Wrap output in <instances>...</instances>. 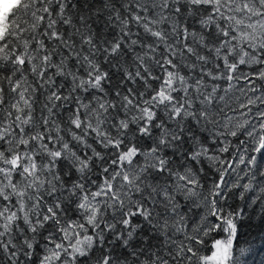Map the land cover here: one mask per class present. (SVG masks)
Returning <instances> with one entry per match:
<instances>
[{
    "label": "snow or ice",
    "instance_id": "obj_1",
    "mask_svg": "<svg viewBox=\"0 0 264 264\" xmlns=\"http://www.w3.org/2000/svg\"><path fill=\"white\" fill-rule=\"evenodd\" d=\"M257 210L264 0H6L3 264H240Z\"/></svg>",
    "mask_w": 264,
    "mask_h": 264
},
{
    "label": "trees",
    "instance_id": "obj_2",
    "mask_svg": "<svg viewBox=\"0 0 264 264\" xmlns=\"http://www.w3.org/2000/svg\"><path fill=\"white\" fill-rule=\"evenodd\" d=\"M79 2L84 4L85 0H79ZM88 2L91 3L92 0H88ZM116 2L119 3V0H116ZM100 6L101 3L96 4V7ZM4 87L7 88V85L5 84ZM236 95H239V93H236ZM233 106H236V101H233ZM244 182L246 181H242V183ZM236 203L240 202L237 200ZM194 211L188 212L190 221L198 220V217L193 215ZM260 216L261 214L257 210V214L253 215L250 224L246 219L239 227L238 236L234 242V251L240 258V264H264V222L261 221ZM241 250L244 252L242 256L240 255ZM0 264H3V260H0Z\"/></svg>",
    "mask_w": 264,
    "mask_h": 264
},
{
    "label": "rangeland",
    "instance_id": "obj_3",
    "mask_svg": "<svg viewBox=\"0 0 264 264\" xmlns=\"http://www.w3.org/2000/svg\"><path fill=\"white\" fill-rule=\"evenodd\" d=\"M13 2H14V0H7L8 4H11ZM5 7H6V0H0V15L3 14Z\"/></svg>",
    "mask_w": 264,
    "mask_h": 264
}]
</instances>
